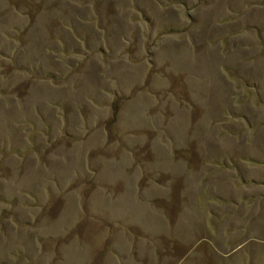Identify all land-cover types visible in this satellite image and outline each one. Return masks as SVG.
Returning a JSON list of instances; mask_svg holds the SVG:
<instances>
[{
	"label": "rangeland",
	"instance_id": "obj_1",
	"mask_svg": "<svg viewBox=\"0 0 264 264\" xmlns=\"http://www.w3.org/2000/svg\"><path fill=\"white\" fill-rule=\"evenodd\" d=\"M263 149L264 0H0V264H264Z\"/></svg>",
	"mask_w": 264,
	"mask_h": 264
},
{
	"label": "crops",
	"instance_id": "obj_2",
	"mask_svg": "<svg viewBox=\"0 0 264 264\" xmlns=\"http://www.w3.org/2000/svg\"><path fill=\"white\" fill-rule=\"evenodd\" d=\"M135 10L137 11V13H138V16H137V18H140V20H141V18L143 19V21H145L146 22V19H145V13L140 9V8H135ZM135 18V17H134ZM63 45V44H62ZM63 50H65V49H63ZM98 50L99 51H104V52H109V48L107 47V48H101V47H98ZM245 119V122L247 123V119H246V117L244 118ZM262 124V123H261ZM247 125V127L248 128H250V127H252V124H250V123H247L246 124ZM256 125H257V123H256ZM246 127V126H245ZM217 138L219 139V137H218V135H217ZM222 140V139H221ZM262 152V154H260L259 156L256 154V156H254V157H251V158H249V161H250V164H254V165H257V168H263L264 169V149L263 150H261ZM214 162V164H215V166L214 167H212V169H211V171H213V169H215L216 171H218L220 168H222V167H224V166H226V164H227V162L225 161V159H220V160H214L213 161ZM212 162V163H213ZM208 163L209 164H212L210 161H208ZM230 163H232V165H236V163H235V161L233 162V161H231ZM236 170H240L238 167H236ZM241 175H239V179H240V181H241V183H243V184H245V183H248V182H246L245 180H243L241 177H240ZM250 182L249 183H252V185H255L256 187H263L264 188V178L263 179H256V178H251L250 180H249ZM218 196V197H217ZM226 196L225 195H216V196H213V198H214V201L215 200H218L219 201V203H217L216 201V203L218 204V205H216L217 206V208H219V206H221V204H225L226 202H229V200L228 199H226L225 198ZM254 197L255 196H249V198H251V199H254ZM248 197H244L243 199H247ZM231 202V201H230ZM213 202H212V199H208V205L209 204H212ZM221 203V204H220ZM220 204V205H219ZM237 204H233V206L235 207ZM209 208H211V207H209ZM217 214H216V212L214 213V211H213V209L211 210V209H208L207 210V212H206V218H208L207 220L209 221V218L211 219V218H214V217H217L216 216ZM212 216H214V217H212ZM215 224V223H214ZM214 224H211V226L212 225H214ZM207 232L209 233V234H212L211 233V231H210V224H209V226L207 225ZM226 232H224V238H227V236H226V234H225ZM248 242V241H247ZM222 243L224 244V245H226V247H228L227 245L230 243V244H232V243H235V240H232V239H223V241H222ZM238 248H239V250L241 251V248H242V246L240 245V246H238ZM238 248L237 249H233L232 251H233V253H235L237 250H238ZM238 250V251H239ZM228 255V254H227ZM252 262V261H251ZM250 261H248L247 262V264H250L251 263ZM252 263H254V264H256L255 262H252Z\"/></svg>",
	"mask_w": 264,
	"mask_h": 264
},
{
	"label": "trees",
	"instance_id": "obj_3",
	"mask_svg": "<svg viewBox=\"0 0 264 264\" xmlns=\"http://www.w3.org/2000/svg\"><path fill=\"white\" fill-rule=\"evenodd\" d=\"M42 78L46 80L48 77L45 78V76H43Z\"/></svg>",
	"mask_w": 264,
	"mask_h": 264
}]
</instances>
